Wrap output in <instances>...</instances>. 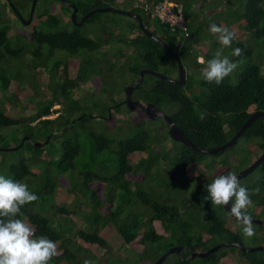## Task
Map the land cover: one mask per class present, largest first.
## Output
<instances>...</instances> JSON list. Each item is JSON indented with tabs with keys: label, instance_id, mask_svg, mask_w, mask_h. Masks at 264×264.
I'll return each mask as SVG.
<instances>
[{
	"label": "trees",
	"instance_id": "trees-1",
	"mask_svg": "<svg viewBox=\"0 0 264 264\" xmlns=\"http://www.w3.org/2000/svg\"><path fill=\"white\" fill-rule=\"evenodd\" d=\"M30 1L26 4L25 0H2L0 3V128L12 129L8 135L0 133V151L18 145L23 139L16 149L25 145L29 154L0 166V175L26 183L39 197L25 205L21 209L23 216L18 218L30 223L35 230L34 238L46 236L56 242L61 254L50 264H84L86 259L96 260L100 250L107 251L110 246L103 237L104 232L113 234L117 244L127 245L134 254L131 262L126 258L117 263L150 264L165 249L176 245L183 247L180 255L172 253L162 263L264 264V250L248 252L236 246L220 247L205 257L186 258L191 252H204L222 242L244 244L243 231L232 220L240 222L210 202L207 185L226 172L236 173L261 154L264 120L256 117L232 146L214 154L201 153L178 142V147L170 146L167 127L164 125L166 128L161 131L158 125L152 126L149 121L154 120L138 108L129 110L124 106L117 107L116 111L115 108L114 112H94V116L103 117L99 121L102 126L96 129L90 105L100 106L104 100L92 98L86 104L82 101L84 96L80 99L72 95L77 82L87 81L92 75L85 74L82 63L97 64L99 70L92 72L96 76L92 81L103 96L109 97L114 96L115 84L106 82L102 91L98 81L108 73L113 71L121 76L116 88L124 91L141 68L171 77L174 61L140 30L135 18L112 11H104L111 14L103 20L98 17L102 12L93 13L84 20V23L90 22V27L84 29V24L77 27L71 23V8L60 0H36L32 17L23 25L16 12L26 20ZM67 1L77 7L79 14H84L126 0ZM146 1L151 4L154 0ZM174 1L182 5L187 36L170 32L166 25L142 9V3L133 6L127 1L128 8L121 9L137 13L145 28L177 53L183 66L185 63L190 67L192 60L199 64L195 61V52L187 56L189 44L198 34L193 24L199 20L190 11L193 0ZM236 1L240 2L241 12L237 8L233 12L228 9L229 21L238 23L236 26L230 22L235 38L249 34L253 41L264 44V0ZM236 1L225 4L232 7ZM240 28L242 34H239ZM12 38L19 40L13 43ZM214 38L213 43L218 45V35ZM234 46L242 49L240 57L232 56L237 65L243 58L251 57L252 49L246 42L237 40ZM86 51L94 56L84 54L82 58ZM97 51L105 57L103 60L97 59ZM201 53L203 49L199 48L196 54ZM54 55L53 62L48 64ZM212 58L211 51L204 52V64L198 65L201 70ZM18 59L25 73L11 71L12 61L17 63ZM263 65L264 57L259 62L247 61L232 74L234 81L229 76L220 85L197 78L195 93L192 78L195 72L189 68L183 84L144 74L141 82L136 81L133 96L163 109L193 144L210 148L227 141L251 113L264 112ZM125 73L129 79H124ZM54 105L59 108L51 110ZM122 109L128 117L117 123ZM56 111L55 117L44 118ZM157 121L163 123L160 118ZM128 126L134 129L126 137L111 139L106 135L108 131ZM8 136L15 141L13 144L6 142ZM46 139L40 147L32 144ZM239 147L248 155L240 157ZM140 152L144 157L129 165L127 156ZM246 159L248 164L238 167ZM35 168L39 171H34ZM213 169V175L208 176ZM193 177L200 179V187L189 186ZM57 179L67 184L70 195L64 196L73 198L70 207L65 201L54 204L56 189L60 188ZM241 180L252 201L248 214L264 223V159ZM72 214L85 223L75 231L80 240L77 245L67 235L73 226L69 219ZM252 225L255 229V235L249 237L252 245H264V227Z\"/></svg>",
	"mask_w": 264,
	"mask_h": 264
},
{
	"label": "rangeland",
	"instance_id": "rangeland-1",
	"mask_svg": "<svg viewBox=\"0 0 264 264\" xmlns=\"http://www.w3.org/2000/svg\"><path fill=\"white\" fill-rule=\"evenodd\" d=\"M28 1L29 0H25L26 4L28 3ZM83 1H85V0H83ZM127 1L128 2L130 1V2L134 3L137 0H126L122 4H112V6H113V8H118V9L124 8V9H127L128 8ZM200 1L201 0H193L192 3H191V7L192 8L190 9V11H191L192 14H194V15H196L198 17L199 21H197V22L194 21V24L192 23L194 25V28L195 29L197 28L198 34L195 36V39H196L195 42L196 43H195V45L194 44L192 45L193 48L188 47V49H187V56L191 57V54L193 52L197 51V49H195V48L198 47L197 46V44H198V45H200V47L201 46L203 47V53L199 54V56L203 58L204 57V52L206 53L207 49H210V50H213V51L216 52L218 49L221 48L220 44L214 45L212 43V41H214V39H215L214 38L216 36L215 34H211V37H209L210 25H212V24H218L219 25L220 24V26H226L232 31L233 29H232V24L231 23H233L236 26L238 25V23H236L235 21L234 22L229 21L231 13H230V11L228 9H230L233 12L235 10L234 8H237V12L240 13L241 12V6L239 5L240 2H237L236 0H206V3H205L206 5L205 6H199ZM235 1H236V3L234 4V6H232V7H228L227 6L229 2L230 3H234ZM1 2H2V0H0V3ZM225 2H226L227 5L225 4ZM5 7H6V10L8 11V5L5 6ZM35 8H37L36 11L39 10L38 4H37V6H35ZM109 14H111V13L102 12V13H99L98 17H99V19L103 20ZM17 24L20 27V25H21L20 22H17ZM89 27H90V22L84 23V29H88ZM94 28L96 30V27H94ZM20 30L23 31V32L27 31V29H20ZM239 34H242L241 33V28H240ZM18 40L19 39H13L12 38V42L14 41L13 43H17ZM237 40L246 42L247 44H249L251 46V49H252L251 57L248 60H245L243 58V60L240 61V64L245 65L247 63V61L251 62V63L259 62V60L264 57V51H262L261 53L259 52L264 47L263 41H253L250 38L249 34H242V35H239V37H237V39L235 38L233 40L231 47L223 49V54L229 56V58L231 60H232L231 53H232L233 49H235L234 48L235 47L234 44H235V42ZM42 52H45V47L42 48ZM58 53L60 55V52H58ZM58 53L56 52V54H58ZM84 54L87 55V56H89V55L94 56L92 53L90 54L89 52L86 51V52L82 53V55H81L82 58L84 57ZM96 55H98V54L96 53ZM211 56L214 57V52H211ZM99 57H101V56L99 55ZM54 58H55V55L53 57L49 58L48 59V64H51L53 62ZM12 62H13V66L11 68V71H17L19 73L20 72L25 73L26 69L20 66V59H18L17 63H16L15 60L12 61ZM90 63L91 64L82 63V67L85 69V74L86 75H87V73H90L92 75L88 74L89 76H88V80L87 81L77 82L76 87H74V89H73L72 95L74 97H77V98H79V96H80V99L82 98V96H84L82 101H84V103H86V104L90 103L92 98H94V100H96V101H100V100H97L98 98L103 99L104 101L102 100L103 102H102V105H100V106H91L90 105L93 116H94V114H93L94 112H97V113L98 112L99 113H104V112L107 113L109 111L114 112V107L112 106V103L116 100V98H118L120 96L122 97V95H123V91L120 89V87L116 88L117 84L120 83V80L122 78H121V76L119 74H116V73H114L112 71V72L108 73L105 78H101V80L98 79L99 85L101 86L102 91L104 89V86H106V82L110 83L109 81H111V83L115 84L114 91L112 92V94H114V96L111 95L112 97L111 96L108 97L107 94H104V96H103L99 92V90L96 89L95 86H97V84H94V81H92V80L96 79L95 78L96 76L92 72L98 71L99 67L94 62L93 63L90 62ZM240 64L238 65L237 70L241 68L242 65H240ZM189 65H190V67L186 66V64L184 63L183 68H184V71H185V76H186V74H188V69L187 68H189V69H191V70H193L195 72L192 75V78H193V81H194V86H195L193 92L195 93V92H197V89H198V85H197L198 83H196V82H198L197 78L198 79L200 77L202 78L201 73H202V70L204 69V66H203V68L201 70V67L198 66V65H201V64H195L193 62V60H192V63H190ZM83 68H82V70H83ZM261 72H262V70H261ZM230 77L232 78V81H234V78H233L234 76L230 75ZM126 78L129 79L128 75L125 73L124 74V79H126ZM40 79H41V77H40ZM91 94H93V95H91ZM0 106H1V104H0ZM116 110H117V108L115 109V111ZM124 112L125 111L122 109L119 112V114L117 115V118H116L117 123L118 122L121 123L122 121H124L125 118L128 117V114H125ZM129 115H131V114L129 113ZM53 116H54V114L52 113V114L48 115L47 117L45 116V118H52ZM94 122H95V124H97L98 129L103 124L102 122H97L96 120H94ZM149 123H153L152 126L158 125V127L161 126V127H164V129L166 128L163 123L161 124V121H156V122H154V121L150 122L149 121ZM133 129L134 128H132L131 126H128L126 128H119L118 130L115 129V130L108 131V133L106 135L108 137H110L111 139H113V138H116V139L117 138H122V137H126V136L130 135L132 133ZM11 130L12 129L9 128V127L8 128H2L1 127L0 128V133L8 135ZM6 142H8V144L9 143L13 144L15 141H13L8 136V138L6 139ZM167 143L170 146L178 147V145H176L177 143L175 141L168 140ZM0 144H1V142H0ZM27 150L28 149L24 145L22 148H20L18 150L16 149V150H3V151H0V161H1L0 162V166L1 167H5L8 164L9 161L14 160V159H16L18 157H28L29 154H28ZM228 151L230 152V150H228ZM144 155L145 154L143 152L131 153V154H129L127 156V162H128L129 165L132 166L140 157H144ZM238 155L240 157H242V156L245 157L248 154H247L246 151H243L241 149V147H239ZM207 158H209V156H207ZM247 160L248 159H246V161H242L243 164H240V166H238V167L247 165L248 164ZM215 169L211 170V172H209L211 174H208V176L211 177L213 175ZM222 169L223 168H220V170H222ZM34 171L38 172L39 168H37V169L35 168ZM57 180L60 181V185H59L60 188L56 189V194H55L54 199H53L54 204H60L63 201H65V202H67L66 203L67 207H70V205L73 203V198L69 197V196H64V195H67V194L70 195L67 192V190H66L67 184L64 183L63 181H61L60 179H57ZM239 181H240V184L243 183V180L239 179ZM58 184H59V182H58ZM201 184L202 183H201L200 179H198L196 177H193L189 186H191V187H200ZM132 189H134V188H132ZM82 206H83V208H85V205H82ZM57 217H59V219H60L61 216H57ZM69 219L73 222V226H72L71 230L67 233V235H68V237L71 240L75 241V245L80 244V240L76 236V234H75L76 232L75 231L80 229V228H82V227H84L85 223L82 221L81 218L78 217V215H73V214L69 215ZM232 222L239 227V230L241 229L243 231V225L241 223H238L237 221H234V220H232ZM99 233H102V231H100ZM104 234L105 235L103 237H105V240L109 243L110 246H109V249L107 251H101L100 250L99 257L96 260L93 261L94 264H123L121 262L120 263H117V262H119V260H124L126 258H128L127 262H131V260H133L135 258L132 250H130L127 247V245L117 244V242L114 241V238L112 237L113 234H107L105 232H104ZM242 236L243 237L245 236L244 233H242ZM243 242H244L245 246L250 247L252 245L249 237H247V236H245V239H244ZM260 242H262V240ZM170 256L171 255H169L167 257V259L170 258ZM166 262H168V261H166ZM161 264H164V263H161Z\"/></svg>",
	"mask_w": 264,
	"mask_h": 264
},
{
	"label": "clouds",
	"instance_id": "clouds-1",
	"mask_svg": "<svg viewBox=\"0 0 264 264\" xmlns=\"http://www.w3.org/2000/svg\"><path fill=\"white\" fill-rule=\"evenodd\" d=\"M144 2L147 1L137 0L132 4L133 6H137V4ZM205 3L206 0H201L199 6H204L206 5ZM184 23L186 26L185 19ZM209 31L212 34L218 35L221 48L214 53V57L211 60L207 61L206 67L202 70L201 75L208 83L214 82L216 85H220L238 67L236 62H233L229 56L223 54L224 48L231 47L236 34L228 27L217 26L216 24L210 25ZM178 34L187 36V26L185 32H178ZM195 43V40L191 41L189 47L193 48L192 45H195ZM197 46H195L197 51L199 48L203 49L202 46L200 47L198 44ZM197 51H195V61L199 64H204V57L202 58L199 54H196ZM231 55L240 57L242 55V49H233ZM207 192L212 204L218 207L230 205V214L243 225V233L245 236L251 237L255 235L251 216L248 214V208L252 203L250 194L247 188L241 186L235 173H229L227 175L224 173V175L217 176L212 183L207 185ZM38 199L39 197L29 189L26 183L14 181L6 178L4 175H0V264H50L55 257L61 254L58 251L56 242L46 236L34 238V228L25 219L18 218L23 216L21 209L25 205L31 204ZM84 264H94V262L86 259Z\"/></svg>",
	"mask_w": 264,
	"mask_h": 264
},
{
	"label": "water",
	"instance_id": "water-1",
	"mask_svg": "<svg viewBox=\"0 0 264 264\" xmlns=\"http://www.w3.org/2000/svg\"><path fill=\"white\" fill-rule=\"evenodd\" d=\"M64 5H66L67 7H71L72 11L70 12L69 18L71 20V22L74 25H81L82 21L84 19H86L87 17H89L90 15H92L95 12H104V11H112L121 15H125L128 17H132L135 18L137 20V24L140 28V30L146 35L148 36L150 39L154 40L155 42H157L159 44L160 47H162L166 53L173 59L175 66H176V70H177V77L175 79L170 78L158 71L155 70H151L149 68H141L138 72V82H141L142 77L144 74H149L152 75L156 78H160V79H164L166 81H169L171 83H175V84H183L184 83V79H185V72L184 69L181 65L180 62V58L179 56L172 51L165 43H163L160 39H158L154 34L150 33L148 30L145 29L144 25L141 22V18L137 13L134 12H129L126 10H122V9H116L110 6H105L102 8H97V9H92L86 13H84L81 16V19L76 23L75 22V11H76V7L69 1L67 0H60ZM36 0H31L30 1V7H29V11H28V18L26 20H23L21 18V16L16 12V15L18 17V19L20 20V22L23 25H26L30 18L32 17V13H33V9H34V5H35ZM9 5H11V3H9ZM136 82L132 83L131 85H128L126 87H124V94H125V102L127 103V108L129 110H133L137 105L140 106L143 110V112L145 113V115L149 118V119H154V118H158L161 117L167 124V131H168V135L170 137V139L172 141L175 142H179L182 145H184L185 147H190L195 151L201 152V153H205V154H214L218 151H222L230 146H232L236 140L241 136L243 130L256 118V117H261L264 120V112L262 111H254L253 113H251L247 119L239 126V128L235 131V133L224 143L214 146V147H210V148H203V147H198L195 144H193L190 139L183 133V131L175 125V123L173 122V120L171 119L170 116H168L162 109L158 108L157 106H155L153 103L148 102V103H140L138 101H133L130 98V94L135 86ZM25 139H28L25 136ZM23 139L21 140V142L13 147H9V148H4L5 150H9V149H16L18 148L21 144H22ZM47 139L44 140V142H32V144L36 147H40L42 144L46 143ZM3 148H1L2 150ZM264 159V150L261 152V154L256 157L250 164H248L246 167L240 169L239 171H237L235 174L238 177V179H241L243 177H245L246 175L250 174L255 168L256 166L259 165V163ZM229 173H225V175H227ZM223 210L230 215L231 217H234L230 214V205L226 206V207H222ZM252 223L258 224V225H262L264 227V223L262 220L258 219V218H251ZM226 246H236L239 247L240 249H242L243 251H248V252H252V251H258V250H264V246L262 245H253L250 247H245L243 243L241 242H222L219 243L217 245H214L213 247L207 249L204 252H191L186 258L187 259H192L194 257H205L208 253L214 252L216 251L218 248L220 247H226ZM182 246H170L167 249H165L163 251V253H161L152 263L150 264H161L170 254L172 253H177L180 255L181 251H182ZM181 257V256H180Z\"/></svg>",
	"mask_w": 264,
	"mask_h": 264
},
{
	"label": "built area",
	"instance_id": "built-area-1",
	"mask_svg": "<svg viewBox=\"0 0 264 264\" xmlns=\"http://www.w3.org/2000/svg\"><path fill=\"white\" fill-rule=\"evenodd\" d=\"M141 6L151 17L164 23L170 32H185L186 26L180 3L174 0H154L151 4L144 2ZM56 107L57 105L53 108Z\"/></svg>",
	"mask_w": 264,
	"mask_h": 264
},
{
	"label": "flooded vegetation",
	"instance_id": "flooded-vegetation-1",
	"mask_svg": "<svg viewBox=\"0 0 264 264\" xmlns=\"http://www.w3.org/2000/svg\"><path fill=\"white\" fill-rule=\"evenodd\" d=\"M6 2H8V0H5ZM73 4V3H72ZM69 8H71V7H69ZM71 11H72V8H71ZM75 22L77 23L80 19H81V16L83 15V14H79L78 13V11H77V7H76V11H75ZM70 19V18H69ZM85 20V19H84ZM84 20L82 21V23H81V25H79V26H77V25H75V26H77V27H81L83 24H84ZM71 21V20H70ZM72 23V22H71ZM73 24V23H72ZM74 25V24H73ZM85 50H88V49H86V48H84ZM104 49V48H103ZM102 49V50H103ZM105 50V49H104ZM104 50L103 51H101V52H104ZM92 51V50H91ZM97 59H99V60H103L105 57L103 56H101L100 55V52L99 51H97ZM177 54V53H176ZM99 55L101 56V57H99ZM178 55V54H177ZM86 58V57H85ZM113 59V58H112ZM173 66V64H171V67ZM175 75H176V66H175V69L173 70V74L172 75H170L171 77L170 78H173V79H175ZM133 79H135L132 83H134V82H136L137 80H138V75H135L134 77H133ZM131 83V84H132ZM76 87V86H75ZM123 91V90H122ZM133 91H134V88H133ZM133 91L131 92V94H130V98H131V100H133V101H138V102H140V103H142V104H144L140 99H135L134 98V96H133ZM91 95H93V94H91ZM81 101V100H80ZM54 106H56V105H54ZM54 106H52L51 107V109L53 110V109H55V108H53ZM112 106L114 107V109L115 108H117V107H124V106H126L127 107V103L125 102V94H124V91H123V95H122V97L120 96V97H118V98H116V100L112 103ZM57 108H59V106L57 105V107H56V109ZM135 108H138V109H142L140 106H136ZM159 108V107H158ZM163 110V109H162ZM164 111V110H163ZM110 112V111H109ZM165 112V111H164ZM166 113V112H165ZM52 114V113H51ZM53 114H54V116L53 117H55L57 114H58V112L56 111V112H53ZM167 114V113H166ZM48 115H50V114H48ZM168 115V114H167ZM169 116V115H168ZM47 117V116H46ZM52 117V118H53ZM158 118H160V119H162L161 117H158ZM158 118H154V119H151V120H154L155 122L157 121V119ZM92 119H93V124H95L94 123V120H96V121H102V119H103V117H100V116H93L92 117ZM163 120V119H162ZM163 122V124L167 127V124H166V122L163 120L162 121ZM96 125V129L98 128L97 127V124H95ZM159 129L161 130V131H163L164 130V127H161V126H159ZM168 132V131H167ZM169 136V135H168ZM170 138V137H169ZM171 140V139H170ZM191 141V140H190ZM179 143V142H178Z\"/></svg>",
	"mask_w": 264,
	"mask_h": 264
},
{
	"label": "crops",
	"instance_id": "crops-1",
	"mask_svg": "<svg viewBox=\"0 0 264 264\" xmlns=\"http://www.w3.org/2000/svg\"><path fill=\"white\" fill-rule=\"evenodd\" d=\"M214 45H216V44L214 43ZM207 50L213 52V50H210V49H207Z\"/></svg>",
	"mask_w": 264,
	"mask_h": 264
}]
</instances>
